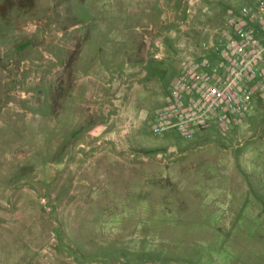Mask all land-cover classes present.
Masks as SVG:
<instances>
[{
  "label": "rangeland",
  "instance_id": "1",
  "mask_svg": "<svg viewBox=\"0 0 264 264\" xmlns=\"http://www.w3.org/2000/svg\"><path fill=\"white\" fill-rule=\"evenodd\" d=\"M248 0H0V264H264V94L188 139L155 111Z\"/></svg>",
  "mask_w": 264,
  "mask_h": 264
},
{
  "label": "built area",
  "instance_id": "2",
  "mask_svg": "<svg viewBox=\"0 0 264 264\" xmlns=\"http://www.w3.org/2000/svg\"><path fill=\"white\" fill-rule=\"evenodd\" d=\"M205 33L182 55L181 70L154 113L155 133L175 129L190 139L212 124L229 132L264 94V0L246 1Z\"/></svg>",
  "mask_w": 264,
  "mask_h": 264
},
{
  "label": "crops",
  "instance_id": "3",
  "mask_svg": "<svg viewBox=\"0 0 264 264\" xmlns=\"http://www.w3.org/2000/svg\"><path fill=\"white\" fill-rule=\"evenodd\" d=\"M240 123H241V121H240ZM240 123H239V124H240Z\"/></svg>",
  "mask_w": 264,
  "mask_h": 264
}]
</instances>
